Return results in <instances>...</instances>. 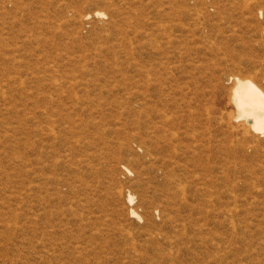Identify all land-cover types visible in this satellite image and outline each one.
<instances>
[{
    "label": "rangeland",
    "instance_id": "1",
    "mask_svg": "<svg viewBox=\"0 0 264 264\" xmlns=\"http://www.w3.org/2000/svg\"><path fill=\"white\" fill-rule=\"evenodd\" d=\"M231 73L264 89V0H0V264H264Z\"/></svg>",
    "mask_w": 264,
    "mask_h": 264
},
{
    "label": "bare ground",
    "instance_id": "2",
    "mask_svg": "<svg viewBox=\"0 0 264 264\" xmlns=\"http://www.w3.org/2000/svg\"><path fill=\"white\" fill-rule=\"evenodd\" d=\"M95 15L101 16L102 13L97 12V13H95ZM152 36H155V34H153ZM169 37L170 36H167L166 38H169ZM171 39H169L170 40L169 43H171V41L173 40V39L172 40ZM165 61H166V59H165ZM166 71L168 72V70H166ZM169 73H171V72L169 71ZM152 74H155V73H153V72L151 73V70H150L148 72V77H150ZM222 79L231 80L230 86H229V89H228V92L226 95V102H227L226 104H228L230 106L231 110L230 111L228 110L229 112H227V111L221 112L220 111V113H219L220 114V117H219L220 120L219 121H221V125L224 126L229 131V133H228L229 137L232 139L238 138L239 141L241 140L244 142V141H249L252 138L262 136V134L264 133V89L260 85H258L256 82H254L252 79L243 78V77H240L238 75H233L232 73L225 75ZM154 84H155V82H154ZM157 85H160V83L157 82ZM152 86H153V84H152ZM163 88L165 89V87H163ZM160 89H162V88H160ZM164 92H165V90H164ZM160 93L162 94L161 91H160ZM165 98H167V97H165ZM162 113H165V112H162ZM162 113H160V114L162 115ZM159 117L161 120L160 115H159ZM165 117L162 118L161 121H163V119H165ZM170 118H172V117H170ZM166 121H167V123H169L168 119H166ZM219 121H218V123L220 124ZM164 122H165V120H164ZM151 123H153V125H152L153 127L149 133L150 144H152L153 141H154V143L156 142L155 139H157V133H162L163 136H161V137L163 139L166 138V135L164 133L172 134L174 136L175 140H178L181 136L180 132H175V131L173 132L171 128H167V130H165V129L161 130L162 128L166 127L167 123L164 124L162 122H154V121ZM173 136H172V138H173ZM152 138H153V141H152ZM167 139H168V137H167ZM167 139H165L164 141H166V142H168V144H170L171 142L169 143V139L168 140ZM172 146H175V145L172 144ZM170 147H171V145H170ZM171 148L173 149V147H171ZM173 150H175V149H173ZM172 152H171V154H172ZM149 154L151 156H153L152 153L149 152ZM157 160H158V158L156 156H153L154 164L157 162ZM157 168H155L156 171L158 170V172H161V170H160L161 168L160 169H157ZM163 175H164V173H163ZM165 176H166V174H165ZM178 184H177V186H178ZM127 201L129 203H131L133 201V197L131 195H128ZM130 213L132 215L137 214L134 212V210H131Z\"/></svg>",
    "mask_w": 264,
    "mask_h": 264
}]
</instances>
